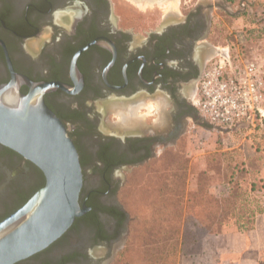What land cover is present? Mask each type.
Here are the masks:
<instances>
[{
	"label": "flooded vegetation",
	"instance_id": "1",
	"mask_svg": "<svg viewBox=\"0 0 264 264\" xmlns=\"http://www.w3.org/2000/svg\"><path fill=\"white\" fill-rule=\"evenodd\" d=\"M138 1L149 8L159 0ZM194 1L159 21L131 22L114 0H0V83L11 79L9 57L18 73L72 87L45 93V101L79 151L80 203L89 207L58 240L16 264H105L120 248L129 221L117 198L120 172L174 145L199 115L193 101L210 54L212 5ZM119 108L131 115L120 111L112 122ZM129 117L140 121L136 128ZM45 181L38 166L0 143V221Z\"/></svg>",
	"mask_w": 264,
	"mask_h": 264
},
{
	"label": "rangeland",
	"instance_id": "2",
	"mask_svg": "<svg viewBox=\"0 0 264 264\" xmlns=\"http://www.w3.org/2000/svg\"><path fill=\"white\" fill-rule=\"evenodd\" d=\"M114 1L118 15L131 22L159 21L171 8L186 5V0H159L146 8L138 0ZM201 2L212 5L208 59L216 54H211L213 47L230 46L232 52L252 58V51L263 46L258 39L264 32L258 25L251 27L254 19L237 17L222 0ZM120 111L131 115L119 108L112 122L123 118ZM138 122L129 117L126 125L136 128ZM256 124L217 130L189 121L174 145L122 170L117 198L129 221L124 241L108 264H218L210 236L225 228L240 230L242 224L253 227V217L264 211V120Z\"/></svg>",
	"mask_w": 264,
	"mask_h": 264
},
{
	"label": "water",
	"instance_id": "3",
	"mask_svg": "<svg viewBox=\"0 0 264 264\" xmlns=\"http://www.w3.org/2000/svg\"><path fill=\"white\" fill-rule=\"evenodd\" d=\"M8 65L11 79L0 83V143L38 166L46 183L25 205L0 221V264H16L47 248L89 209L80 203L84 172L79 151L65 124L45 101V93L58 87L72 91V87L18 73L9 57ZM73 66L76 68L75 61ZM22 85L28 86V93L21 90ZM195 121L205 123L200 115Z\"/></svg>",
	"mask_w": 264,
	"mask_h": 264
},
{
	"label": "built area",
	"instance_id": "4",
	"mask_svg": "<svg viewBox=\"0 0 264 264\" xmlns=\"http://www.w3.org/2000/svg\"><path fill=\"white\" fill-rule=\"evenodd\" d=\"M222 1L237 17L264 27V0ZM193 103L209 126H256L264 120L263 65L232 52L230 46L218 48L206 63Z\"/></svg>",
	"mask_w": 264,
	"mask_h": 264
},
{
	"label": "crops",
	"instance_id": "5",
	"mask_svg": "<svg viewBox=\"0 0 264 264\" xmlns=\"http://www.w3.org/2000/svg\"><path fill=\"white\" fill-rule=\"evenodd\" d=\"M255 25L257 23L253 22L251 27ZM262 30L264 32V27ZM258 40L263 46L255 48L252 51L253 57L248 58L257 60L264 70V33ZM209 239L219 254L218 264H264V212L256 215L253 227L249 230L225 228Z\"/></svg>",
	"mask_w": 264,
	"mask_h": 264
},
{
	"label": "trees",
	"instance_id": "6",
	"mask_svg": "<svg viewBox=\"0 0 264 264\" xmlns=\"http://www.w3.org/2000/svg\"><path fill=\"white\" fill-rule=\"evenodd\" d=\"M257 28V27H256ZM258 28H263L262 26H258ZM45 183H46V181H45ZM253 189H254V186H253ZM262 212H264V211H262V209H261V211H259V213H262ZM254 218V220H255V216L253 217ZM254 220H253V222H254ZM201 222L202 223H204L202 220H201ZM205 224V223H204ZM239 228H240V230H249V229H251L252 227H250V226H248V225H246V224H242L241 226H239Z\"/></svg>",
	"mask_w": 264,
	"mask_h": 264
},
{
	"label": "bare ground",
	"instance_id": "7",
	"mask_svg": "<svg viewBox=\"0 0 264 264\" xmlns=\"http://www.w3.org/2000/svg\"><path fill=\"white\" fill-rule=\"evenodd\" d=\"M213 52H214V51L212 50V51H211V54H213Z\"/></svg>",
	"mask_w": 264,
	"mask_h": 264
}]
</instances>
